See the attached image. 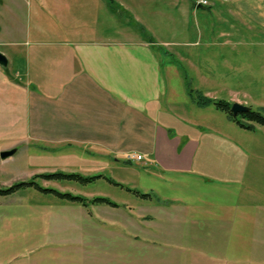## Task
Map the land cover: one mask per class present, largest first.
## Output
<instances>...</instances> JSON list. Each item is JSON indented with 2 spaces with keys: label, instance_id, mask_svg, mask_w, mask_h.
<instances>
[{
  "label": "crops",
  "instance_id": "1",
  "mask_svg": "<svg viewBox=\"0 0 264 264\" xmlns=\"http://www.w3.org/2000/svg\"><path fill=\"white\" fill-rule=\"evenodd\" d=\"M203 8L195 0H0V52L7 58L0 63L4 149L18 153L20 144L36 139L64 143L50 150L51 158L65 151L66 168L79 169L69 164L81 159V167L100 171L105 159L131 153L142 155L133 161L153 177L203 176L201 156L218 150L202 144L203 131L195 128L202 124L166 106L169 55L161 51L191 16L201 44L208 26L199 19ZM216 137L224 145L225 138ZM221 150L242 158L235 144ZM249 168L260 165L229 161L217 176L201 179L226 187L211 197L192 192L188 199L181 193L164 198L151 187L146 193L152 197L136 207L102 204L92 214L80 204L75 214L67 212L72 201L59 212L49 206L63 213L50 229L59 235L55 242L4 244L0 264H264V193L255 191L258 181ZM180 205L206 208L208 219H185ZM45 248L55 253L47 255Z\"/></svg>",
  "mask_w": 264,
  "mask_h": 264
},
{
  "label": "rangeland",
  "instance_id": "2",
  "mask_svg": "<svg viewBox=\"0 0 264 264\" xmlns=\"http://www.w3.org/2000/svg\"><path fill=\"white\" fill-rule=\"evenodd\" d=\"M195 3L200 5L199 0H195ZM203 6L206 8H203L199 19L203 21L202 26L204 23L208 26L201 31L203 32L201 44L195 43L197 31L194 29L197 21L191 16L190 21L186 22L185 31L174 38V43L162 45L161 50H168L166 53L169 55L168 58L164 57V69L170 87L164 101L166 106L172 112L180 113L187 121L194 119L196 123L202 124L203 128L195 127L196 130L203 131L200 138L202 144L210 142L214 152L218 150L215 154L201 156L199 164L206 168L203 169V176L170 173L164 178L153 177L134 163V159H139L131 153L127 154L126 158L118 157V160L117 157L105 159L104 167L100 171L81 167L85 164L81 159L73 160L69 164L79 169L66 168L65 151L54 153L51 158L53 154L50 150L55 146L59 149L64 143L32 139L27 145L20 144L22 147L17 150L18 153L6 159L0 157V191L32 180L36 174L59 173L65 176L52 180L37 177L34 181L43 189L81 195L89 200L103 196L119 205L128 203L136 207L138 203L145 202L136 191L146 193L151 187H155L164 198L181 193L182 198L188 199L192 192L196 193L195 196L198 198L215 196L217 193L225 194L226 187L204 185L200 180L206 179L207 176H217L222 170V165L231 161L241 162L243 165L248 162L258 163L260 169L249 168V174H253L258 181L255 191L264 193V122L245 118L240 114L239 119L248 126L247 129H243L215 104L200 106L195 101L198 92L215 101H228L231 105L238 101L264 117V0H208V4ZM24 23L27 26L29 21ZM1 24L2 21L0 26ZM185 124L186 127L190 126L189 122ZM217 135L225 138L226 142H222L224 145L218 143ZM231 144L241 149V159H230L227 151L221 150ZM6 147H9L7 142L0 139V152ZM138 168L142 172L138 173L136 170ZM73 173L83 177L89 174L97 178L79 180L66 177ZM171 179L179 182L173 183L169 181ZM180 181H186L185 187L178 186L182 183ZM52 190H40L35 185H27L18 186L8 193L0 192L1 247L14 243L17 239L26 245L41 242L46 246L50 241L55 242L54 238H58L59 235L55 236L50 229L58 215L57 208L71 202ZM52 205H55L56 213L54 208L49 207ZM74 205V210L68 209L67 212L75 211L76 214V211L82 209L76 208L80 204ZM101 206L102 204H90L87 209L92 214H97L99 208L103 209ZM180 206L179 209L183 211L185 219H208V215L204 213L206 208L187 209L186 204ZM106 207L112 209L108 205ZM60 215L63 216V213L57 218H60ZM101 217L104 218L103 215ZM109 221H112V218H109ZM43 250L47 251V255L55 253L51 249ZM48 262L46 259L42 264Z\"/></svg>",
  "mask_w": 264,
  "mask_h": 264
},
{
  "label": "trees",
  "instance_id": "3",
  "mask_svg": "<svg viewBox=\"0 0 264 264\" xmlns=\"http://www.w3.org/2000/svg\"><path fill=\"white\" fill-rule=\"evenodd\" d=\"M196 101L198 104H201V105H205V104H208V103H214L218 109L220 110H223L225 111L229 117L235 121L237 124H239L240 126L242 127H245V128H248L247 125H245L242 120L239 119V115L238 116H235L232 112H231V103L228 102V101H225V100H220V101H215L213 100L212 98H209L201 93H196ZM243 117L245 118H251V119H259L260 121L264 122V117L257 113V112H254V111H249V112H244V113H241ZM250 128V127H249ZM60 176H65V175H62V174H59V173H41V174H36L32 180H29V181H24V182H21L19 183L18 185H15V186H12L10 187L9 189L7 190H2L0 192H5V193H8L10 192L11 190H13L14 188L18 187V186H27V185H35L37 187L40 188V190H46V191H50L52 189H43L40 185H38L34 179L37 178V177H42V178H45L46 180H52V179H55V178H58ZM66 177H72V178H77L79 180H94L97 178V176H87V177H83L81 175H79L78 173H73V174H69V175H66ZM52 191H55V190H52ZM57 193L58 196L60 197H64L66 198L67 200L69 201H72V202H75V203H79L83 206H86L88 207L90 204H108V205H112V206H119L118 203L114 202L113 200L107 198V197H103V196H100V197H94L93 199H87L81 195H74L72 193H61L59 191H55ZM136 193H138V195L141 197V198H150L152 197L151 194L149 193H140L138 191H136Z\"/></svg>",
  "mask_w": 264,
  "mask_h": 264
},
{
  "label": "water",
  "instance_id": "4",
  "mask_svg": "<svg viewBox=\"0 0 264 264\" xmlns=\"http://www.w3.org/2000/svg\"><path fill=\"white\" fill-rule=\"evenodd\" d=\"M199 6H202V5L200 4ZM6 61H7V58L5 57V55L2 52H0V63L5 65ZM249 111H251V107H249L248 105H246L244 103L235 101L231 105V112L235 116H238L241 113L249 112ZM15 152H16V148L3 150L0 152V157L3 159H6V158L12 156Z\"/></svg>",
  "mask_w": 264,
  "mask_h": 264
},
{
  "label": "built area",
  "instance_id": "5",
  "mask_svg": "<svg viewBox=\"0 0 264 264\" xmlns=\"http://www.w3.org/2000/svg\"><path fill=\"white\" fill-rule=\"evenodd\" d=\"M199 3L202 5H207L208 0H199ZM142 158H143L142 155H137V159L141 160Z\"/></svg>",
  "mask_w": 264,
  "mask_h": 264
}]
</instances>
